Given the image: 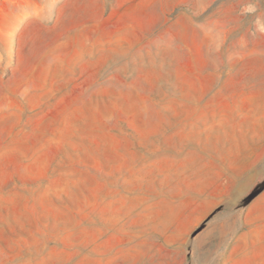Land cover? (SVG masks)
I'll return each instance as SVG.
<instances>
[{"label":"rangeland","instance_id":"374dc122","mask_svg":"<svg viewBox=\"0 0 264 264\" xmlns=\"http://www.w3.org/2000/svg\"><path fill=\"white\" fill-rule=\"evenodd\" d=\"M264 0H0V264H264Z\"/></svg>","mask_w":264,"mask_h":264},{"label":"crops","instance_id":"0c3cea01","mask_svg":"<svg viewBox=\"0 0 264 264\" xmlns=\"http://www.w3.org/2000/svg\"><path fill=\"white\" fill-rule=\"evenodd\" d=\"M256 206H259L260 209L262 208L264 210V192L262 193V195L258 198V200L254 203H252L250 205V210L252 209V211H249L246 213V216H245V221L246 222H249V220H251V215L253 214V209L254 207Z\"/></svg>","mask_w":264,"mask_h":264},{"label":"water","instance_id":"95a60500","mask_svg":"<svg viewBox=\"0 0 264 264\" xmlns=\"http://www.w3.org/2000/svg\"><path fill=\"white\" fill-rule=\"evenodd\" d=\"M264 187V179L260 181L252 191L245 197L244 204H246L249 200H251L259 191H261Z\"/></svg>","mask_w":264,"mask_h":264}]
</instances>
